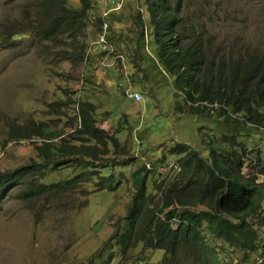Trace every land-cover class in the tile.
I'll return each mask as SVG.
<instances>
[{"label": "trees", "instance_id": "1", "mask_svg": "<svg viewBox=\"0 0 264 264\" xmlns=\"http://www.w3.org/2000/svg\"><path fill=\"white\" fill-rule=\"evenodd\" d=\"M71 1L24 0L20 15L6 18L0 32V48L16 50L21 46L20 40L27 39L25 47L45 60H66L75 66L90 61L95 49L97 56L104 54L94 45L103 33V6L97 16L94 0H78L79 7L71 6ZM137 4L136 43L141 44L148 26L145 7L151 42L148 38L144 44L174 77V109L180 114L207 120L224 118L228 124L264 131V55L241 56L238 52L236 60L222 58L217 63L211 42L201 30L202 18L210 16L205 7L199 5L198 9L193 0H138ZM192 7L197 12L192 13ZM90 28L95 29V37L88 44ZM113 32V23L109 21L107 41L114 53L111 58L101 60L107 70L106 63L113 61L120 51ZM138 61L136 66L128 61L136 69L134 74L128 72L125 61L113 62L118 71L124 70L127 81L137 82L138 71L142 70L141 58ZM57 106L65 109L67 102L59 101ZM75 107L72 131L60 133L57 138L48 134L47 129L51 128L48 123L7 125L8 139L32 141L37 157L16 171L0 173V202L16 187L23 188L19 198L30 200L91 194L85 186L92 187V193L117 192L122 187L123 175L116 170L135 165L140 157L121 144L119 130L110 134L99 126L95 103L80 99L75 101ZM225 136L228 137L224 142L229 141L234 147L218 151L215 148L223 143L218 141L214 148H206L207 158L185 143L163 147L165 153L179 157L175 161L178 170L169 169L166 158L153 163L156 170L168 175L154 182L152 193L146 182L151 172L147 165V175L137 186L127 215L115 223V234L96 257L103 258L106 251L117 248L124 264H130L132 252L142 248L161 251V264H224L222 254L231 249L242 254L237 264L250 263L251 256L254 264L264 248L260 235L264 228V166L259 164L258 174L246 180L242 175L246 164L240 152L245 147L237 142V135ZM66 168L74 170L71 177L57 183L44 182L51 173ZM116 259L112 250L103 263L114 264ZM145 260L139 255L134 261L146 264Z\"/></svg>", "mask_w": 264, "mask_h": 264}, {"label": "rangeland", "instance_id": "2", "mask_svg": "<svg viewBox=\"0 0 264 264\" xmlns=\"http://www.w3.org/2000/svg\"><path fill=\"white\" fill-rule=\"evenodd\" d=\"M127 1L121 13L103 15V19L113 23L112 37L120 50L113 61L128 60L136 66L139 65L138 57L141 58L142 70L138 71L137 82L127 81L124 70L118 71L113 61L106 63L108 70L102 67L101 60L111 58L112 49L99 56L95 49L90 61L75 66L66 60H45L35 50L25 47L27 39H21V46L16 50L0 48V173L16 171L37 157L32 141L8 139V124L48 123L51 127L47 129L48 134L57 138L60 133L72 131L75 101L80 99L95 103L99 126L110 134L119 130L121 144L128 146L132 155L136 153L140 157L135 165L116 170L118 175H123L122 187L117 192L92 193V187L85 186L91 194H74L56 200L43 196L30 200L19 198L23 188L10 190L0 202V264H102L112 250L117 256L114 264H124L117 248L106 251L103 258L96 255L115 234V223L127 215L137 186L147 175V165L151 170L146 178L147 187L153 193L154 182L168 175L166 171L156 170L153 163L166 158L170 165L178 160L177 155L165 153L163 147L185 143L207 158L206 148H214L218 141L223 143L216 150H231L232 144L225 143L224 138L234 134L238 136L237 142L245 147L240 151L246 164L242 172L244 178L247 180L258 174L259 164L264 166L263 129L228 124L219 117L207 120L206 117L180 114L174 109V77L144 44L151 37L145 7V25L148 26L141 44L137 45L138 0ZM193 1L198 9L202 5L210 13L202 18L201 30L211 42L217 63L222 58L236 60L238 52L241 56L247 53L264 55V0ZM23 2L0 0V32L6 25V18L20 15ZM94 4L97 16L102 13L100 6L104 11L108 7L106 0H94ZM71 6L79 7V1H71ZM190 11L197 12L193 7ZM94 33L95 29L90 28L88 44L94 39ZM128 61L125 64L128 72L134 74L136 69ZM142 84L144 87L140 88ZM130 85L133 92L142 91L143 101L135 102L124 96L123 91ZM59 101L67 102V107L59 108ZM73 172L71 168L55 171L44 182H60L71 177ZM260 235L264 239V228ZM132 255L130 264H139L134 261L139 255L147 259L146 264H161L163 258L161 251L142 248ZM241 258V253L231 249L222 254L224 264H237ZM252 259L251 256L247 264H251Z\"/></svg>", "mask_w": 264, "mask_h": 264}, {"label": "built area", "instance_id": "3", "mask_svg": "<svg viewBox=\"0 0 264 264\" xmlns=\"http://www.w3.org/2000/svg\"><path fill=\"white\" fill-rule=\"evenodd\" d=\"M107 3H108V7L106 8V11H104V13H103L104 17L110 15L113 12L121 11L124 8L125 0H107ZM102 31H103V33L99 37L98 41H96L94 43V45L99 46V48L101 49V51L103 53L109 52V50L112 49V54H113L114 53V48L111 45H109V43L107 41L108 21L104 22V28H103ZM122 61L124 62V60H122ZM125 96L128 99L133 100L135 102H141L144 99V96L142 95V93L133 92L132 91V86L131 85L125 91ZM148 167H149V165H148ZM178 168H179V165L176 162H174V163L169 165V169H172L174 171H177ZM255 264H264V248H262L259 251V254H258V256L256 257V260H255Z\"/></svg>", "mask_w": 264, "mask_h": 264}, {"label": "crops", "instance_id": "4", "mask_svg": "<svg viewBox=\"0 0 264 264\" xmlns=\"http://www.w3.org/2000/svg\"><path fill=\"white\" fill-rule=\"evenodd\" d=\"M106 1H107V0H106ZM126 2L129 3L128 1H126ZM127 3H125V4L127 5ZM126 7H127V6L124 5V9H125ZM103 9H104V7H103ZM124 9H123V10H124ZM123 10H122V11H123ZM103 11H104V10H103ZM122 11H121V12H122ZM121 12H117V14H119V13H121ZM112 15H114V13L111 14L110 16H112ZM142 87H144L143 84L140 86V88H142ZM141 92H142V91H141ZM141 92H140V93H141ZM143 93H144V91H143ZM144 97H145V95H144Z\"/></svg>", "mask_w": 264, "mask_h": 264}]
</instances>
